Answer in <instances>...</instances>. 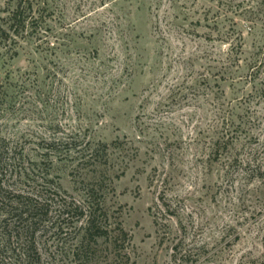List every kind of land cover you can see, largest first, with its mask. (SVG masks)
<instances>
[{
  "label": "rangeland",
  "instance_id": "1",
  "mask_svg": "<svg viewBox=\"0 0 264 264\" xmlns=\"http://www.w3.org/2000/svg\"><path fill=\"white\" fill-rule=\"evenodd\" d=\"M31 1L40 34L0 45V178L95 186L109 232L65 216L35 264H264V0Z\"/></svg>",
  "mask_w": 264,
  "mask_h": 264
},
{
  "label": "trees",
  "instance_id": "2",
  "mask_svg": "<svg viewBox=\"0 0 264 264\" xmlns=\"http://www.w3.org/2000/svg\"><path fill=\"white\" fill-rule=\"evenodd\" d=\"M41 12L44 11L36 8L31 0H20L5 23L7 26L0 23V45L40 34L45 21ZM71 148L75 149L73 146ZM108 149L107 144H102L105 156L108 155ZM92 152H96V149ZM8 154L9 150L0 146V175L3 174ZM46 193L48 196L45 199L39 196L40 193L35 196L17 194L7 190L3 179L0 178V264H35L41 259L36 245L38 232L56 227L58 231H64L68 226L64 217L76 215L81 210L83 212L77 214L79 219L86 218L83 240L95 242L98 238L108 235V229L103 226V219L100 218L101 214L99 215L100 211H103L101 202L92 200L94 195H99L95 186L86 192L85 201L88 204L85 206L60 200L59 194L51 188H46ZM62 218L64 219L61 220ZM48 223H51V226H47ZM121 232L127 237L123 229ZM83 240L81 244L84 243Z\"/></svg>",
  "mask_w": 264,
  "mask_h": 264
}]
</instances>
